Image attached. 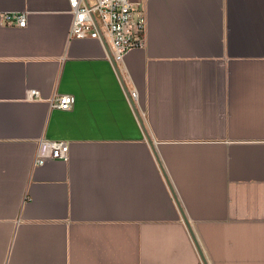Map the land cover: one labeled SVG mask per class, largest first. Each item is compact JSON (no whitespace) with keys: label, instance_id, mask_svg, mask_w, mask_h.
<instances>
[{"label":"crops","instance_id":"0c3cea01","mask_svg":"<svg viewBox=\"0 0 264 264\" xmlns=\"http://www.w3.org/2000/svg\"><path fill=\"white\" fill-rule=\"evenodd\" d=\"M139 4L114 62L68 0H0V264H264V0Z\"/></svg>","mask_w":264,"mask_h":264},{"label":"built area","instance_id":"2783aa9c","mask_svg":"<svg viewBox=\"0 0 264 264\" xmlns=\"http://www.w3.org/2000/svg\"><path fill=\"white\" fill-rule=\"evenodd\" d=\"M72 15L69 29L70 38H96L109 45L112 60L122 61L125 54L145 43L146 19L139 0H68ZM5 25L25 27V12H10L1 15ZM38 91L31 89L29 98H35ZM137 99V92L131 94ZM75 103V97L69 94L55 93L50 99L52 108L69 110ZM69 146L63 140L41 138L34 155V166L44 164L49 159L66 160Z\"/></svg>","mask_w":264,"mask_h":264},{"label":"water","instance_id":"95a60500","mask_svg":"<svg viewBox=\"0 0 264 264\" xmlns=\"http://www.w3.org/2000/svg\"><path fill=\"white\" fill-rule=\"evenodd\" d=\"M182 217H183L184 221L187 223L186 217L183 213H182Z\"/></svg>","mask_w":264,"mask_h":264}]
</instances>
